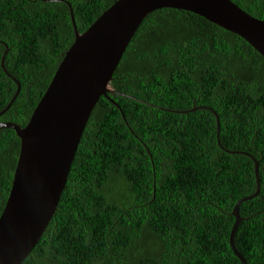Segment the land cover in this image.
<instances>
[{
	"label": "trees",
	"instance_id": "16d2710c",
	"mask_svg": "<svg viewBox=\"0 0 264 264\" xmlns=\"http://www.w3.org/2000/svg\"><path fill=\"white\" fill-rule=\"evenodd\" d=\"M68 1L84 32L117 0ZM233 1L264 20V0ZM0 40L22 86L0 121L26 126L75 41L70 7L0 0ZM5 50L0 42V112L18 89L1 67ZM110 87L22 264H242L230 246L232 212L257 191L255 160L261 189L241 204L235 243L249 264H264V57L198 14L162 8L143 20ZM199 106L218 112L231 152L218 143L216 115ZM20 149L13 129L0 130V216Z\"/></svg>",
	"mask_w": 264,
	"mask_h": 264
},
{
	"label": "water",
	"instance_id": "95a60500",
	"mask_svg": "<svg viewBox=\"0 0 264 264\" xmlns=\"http://www.w3.org/2000/svg\"><path fill=\"white\" fill-rule=\"evenodd\" d=\"M51 1H62L70 7L75 41L65 53L27 125L0 122V129H13L21 140L11 192L0 216V264H22L48 228L66 188L91 114L102 96L114 93L110 87L114 73L150 13L162 8L193 12L242 37L264 57V20L248 13L233 0H117L84 32L78 29L70 1ZM0 42L6 46L2 67L10 77L5 66L10 48L6 42ZM12 78L18 89L0 117L12 107L22 89L20 81ZM118 107L129 125L126 113L120 105ZM200 107L216 115L218 143L231 152L221 144L218 112L209 106L193 110ZM255 165L257 191L242 197L232 212L236 220L230 233V246L242 264L249 263L235 241L244 220L241 204L257 196L261 189L257 160Z\"/></svg>",
	"mask_w": 264,
	"mask_h": 264
},
{
	"label": "flooded vegetation",
	"instance_id": "af4514ba",
	"mask_svg": "<svg viewBox=\"0 0 264 264\" xmlns=\"http://www.w3.org/2000/svg\"><path fill=\"white\" fill-rule=\"evenodd\" d=\"M9 52H10V50H9ZM8 56V55H7ZM6 60H7V57H6ZM5 66H6V69L9 71V73H10V68L7 66V64H6V62H5ZM1 67H2V60H1ZM3 68V67H2ZM4 70V69H3ZM5 72V71H4ZM6 73V72H5ZM7 75V74H6ZM8 76V75H7ZM8 78H10L9 76H8ZM2 117V116H1ZM0 117V118H1ZM0 122H8V121H0ZM0 130H2V129H0ZM7 181V180H6ZM6 182L5 181H3V184H5Z\"/></svg>",
	"mask_w": 264,
	"mask_h": 264
},
{
	"label": "clouds",
	"instance_id": "9594fccd",
	"mask_svg": "<svg viewBox=\"0 0 264 264\" xmlns=\"http://www.w3.org/2000/svg\"><path fill=\"white\" fill-rule=\"evenodd\" d=\"M247 261H248V259H247ZM249 263V262H248Z\"/></svg>",
	"mask_w": 264,
	"mask_h": 264
}]
</instances>
